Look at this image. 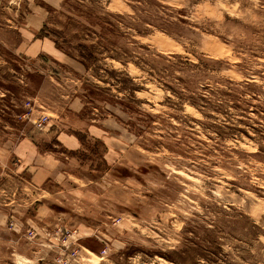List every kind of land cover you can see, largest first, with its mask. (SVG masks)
<instances>
[{
  "label": "rangeland",
  "instance_id": "rangeland-1",
  "mask_svg": "<svg viewBox=\"0 0 264 264\" xmlns=\"http://www.w3.org/2000/svg\"><path fill=\"white\" fill-rule=\"evenodd\" d=\"M0 264H264V0H0Z\"/></svg>",
  "mask_w": 264,
  "mask_h": 264
},
{
  "label": "crops",
  "instance_id": "crops-1",
  "mask_svg": "<svg viewBox=\"0 0 264 264\" xmlns=\"http://www.w3.org/2000/svg\"><path fill=\"white\" fill-rule=\"evenodd\" d=\"M32 165H34V167H31L33 168L32 178L40 182L37 184H41L46 179L45 177H47V175H49V173L52 172L51 168H49V170H46L48 168L46 167L42 168L41 164H37L35 161L33 162Z\"/></svg>",
  "mask_w": 264,
  "mask_h": 264
}]
</instances>
